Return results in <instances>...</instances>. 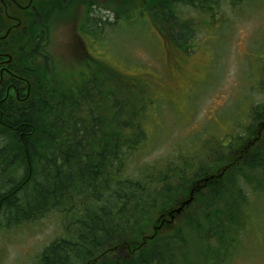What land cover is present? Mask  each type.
<instances>
[{
  "label": "trees",
  "instance_id": "1",
  "mask_svg": "<svg viewBox=\"0 0 264 264\" xmlns=\"http://www.w3.org/2000/svg\"><path fill=\"white\" fill-rule=\"evenodd\" d=\"M252 1L114 6L118 19L148 14L187 48L197 28L185 10L212 18ZM31 19L22 33L0 13V231L60 214L61 236L34 264L230 260L249 232L252 200L264 196V99L253 102L236 137L207 143L204 155L174 148L149 161L147 81L105 62L62 68L50 57L52 39ZM258 91L264 95V68Z\"/></svg>",
  "mask_w": 264,
  "mask_h": 264
},
{
  "label": "rangeland",
  "instance_id": "2",
  "mask_svg": "<svg viewBox=\"0 0 264 264\" xmlns=\"http://www.w3.org/2000/svg\"><path fill=\"white\" fill-rule=\"evenodd\" d=\"M114 4L111 0L110 6ZM221 12L211 18L184 11L185 20L192 25L194 20L198 31L196 42L187 48L170 40L164 45L148 14L135 15L131 22H114L111 13L101 12L114 24H103L102 39L109 44L91 50L92 55L123 74L140 76L151 89L153 103L142 120L149 136V161L171 154L174 148L204 155L207 143L214 145L236 137L245 127L252 97L255 102L261 100L258 89L253 88L264 68V0ZM75 31L74 25L60 24L53 34L50 53L56 60L64 57V69L76 63L70 57L80 54L73 50ZM74 66L85 69L81 63ZM157 86L159 90L168 86L169 92H158ZM252 201L254 216L248 223L249 232L226 264H264V196ZM59 216L52 213L22 228L1 230L0 264H34L37 256L61 236ZM193 258L202 264L200 256Z\"/></svg>",
  "mask_w": 264,
  "mask_h": 264
},
{
  "label": "flooded vegetation",
  "instance_id": "3",
  "mask_svg": "<svg viewBox=\"0 0 264 264\" xmlns=\"http://www.w3.org/2000/svg\"><path fill=\"white\" fill-rule=\"evenodd\" d=\"M111 0H0V13L7 15L12 19L13 28L20 30L22 33L28 28L31 17L38 21L42 30L47 34L48 39H54V31L60 24L64 26H75V41L73 50L80 53L75 57H70L76 63L86 64L87 68L100 63L97 55H92L91 50L96 51L97 47L102 44L101 32L103 18L101 12L106 9L113 13V19L116 22L119 14L110 6ZM118 1V6L122 0ZM128 10V6L126 8ZM48 17V28L43 23ZM25 27V28H24ZM10 31V30H8ZM71 55V54H70ZM73 56V55H72ZM50 57L53 56L50 53ZM54 58V57H53ZM64 59V57H63ZM63 59L57 60L60 64ZM7 66L12 62L11 58L7 59ZM64 63V61H63ZM73 64V63H72ZM174 67V64L172 65ZM3 69L5 67L2 66ZM4 71H0V76ZM153 83V80H150ZM159 88V86H157ZM166 87H161L162 92L167 91ZM165 90H164V89ZM171 92V91H170Z\"/></svg>",
  "mask_w": 264,
  "mask_h": 264
}]
</instances>
